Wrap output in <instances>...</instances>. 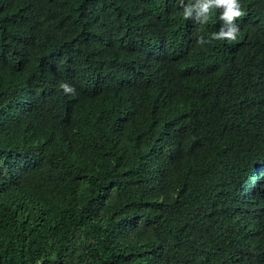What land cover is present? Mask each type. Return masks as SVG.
Wrapping results in <instances>:
<instances>
[{
  "label": "trees",
  "instance_id": "1",
  "mask_svg": "<svg viewBox=\"0 0 264 264\" xmlns=\"http://www.w3.org/2000/svg\"><path fill=\"white\" fill-rule=\"evenodd\" d=\"M239 5L202 45L222 8L0 0V264H264V0Z\"/></svg>",
  "mask_w": 264,
  "mask_h": 264
},
{
  "label": "clouds",
  "instance_id": "2",
  "mask_svg": "<svg viewBox=\"0 0 264 264\" xmlns=\"http://www.w3.org/2000/svg\"><path fill=\"white\" fill-rule=\"evenodd\" d=\"M180 3L182 5L180 15L185 19L192 18L201 24L208 21L213 9H223L219 15V19L223 22L220 30L210 33L207 39L203 36L198 37L197 42L199 44H207L212 40L233 41L237 38L239 29L236 20L243 15L239 0H194V2L193 0H188V3L180 0ZM62 87L65 92L73 91L67 84L62 85Z\"/></svg>",
  "mask_w": 264,
  "mask_h": 264
}]
</instances>
